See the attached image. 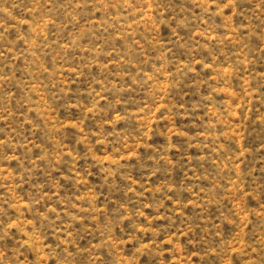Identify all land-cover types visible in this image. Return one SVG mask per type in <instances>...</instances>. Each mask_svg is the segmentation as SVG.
Masks as SVG:
<instances>
[{
  "label": "rangeland",
  "instance_id": "obj_1",
  "mask_svg": "<svg viewBox=\"0 0 264 264\" xmlns=\"http://www.w3.org/2000/svg\"><path fill=\"white\" fill-rule=\"evenodd\" d=\"M0 264H264V0H0Z\"/></svg>",
  "mask_w": 264,
  "mask_h": 264
}]
</instances>
